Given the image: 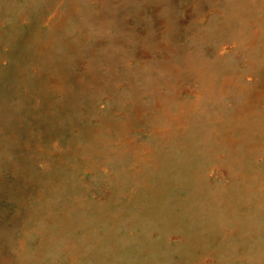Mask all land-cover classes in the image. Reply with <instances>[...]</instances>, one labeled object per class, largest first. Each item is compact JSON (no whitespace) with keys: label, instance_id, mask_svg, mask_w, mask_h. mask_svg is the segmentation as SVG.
Here are the masks:
<instances>
[{"label":"rangeland","instance_id":"rangeland-1","mask_svg":"<svg viewBox=\"0 0 264 264\" xmlns=\"http://www.w3.org/2000/svg\"><path fill=\"white\" fill-rule=\"evenodd\" d=\"M0 264H264V0H0Z\"/></svg>","mask_w":264,"mask_h":264},{"label":"bare ground","instance_id":"bare-ground-1","mask_svg":"<svg viewBox=\"0 0 264 264\" xmlns=\"http://www.w3.org/2000/svg\"><path fill=\"white\" fill-rule=\"evenodd\" d=\"M227 86V85H226ZM182 145H181V143H177V144H175L174 145V148H176V149H182ZM148 159H150V157H147ZM197 178V176L195 175V178L192 176L191 177V182H193L194 184H195V179ZM197 182H199V180H196ZM150 184V183H149ZM146 186V185H145ZM199 185L197 184V190L198 191H200L199 190ZM151 188H152V190H153V193L154 194H161L162 192H164V194H165V196H167L170 192H171V190H172V185H171V183H169V181H163V183H161V182H158V183H155V184H153L152 186H151ZM197 190H194L193 191V193H192V198H193V200H195L196 201V199L198 198L197 196H198V191ZM241 190H242V188H241ZM140 192V191H139ZM170 198V197H169ZM142 199H144V198H142ZM182 202H183V200H182ZM198 202V201H197ZM200 202V201H199ZM144 206V205H143ZM163 206H165V204L163 205ZM185 208V207H184ZM127 210V209H126ZM153 222V221H152ZM106 223V222H105ZM108 224V223H107ZM161 224V223H160ZM157 225V224H156ZM98 228V227H97ZM106 231V230H105ZM178 234V233H177ZM155 236V235H154ZM153 238V237H152Z\"/></svg>","mask_w":264,"mask_h":264}]
</instances>
